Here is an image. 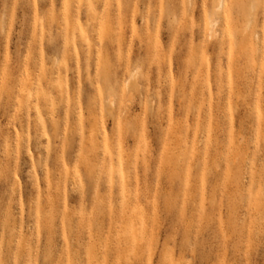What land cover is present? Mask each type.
<instances>
[{
	"label": "rangeland",
	"instance_id": "obj_1",
	"mask_svg": "<svg viewBox=\"0 0 264 264\" xmlns=\"http://www.w3.org/2000/svg\"><path fill=\"white\" fill-rule=\"evenodd\" d=\"M0 264H264V0H0Z\"/></svg>",
	"mask_w": 264,
	"mask_h": 264
}]
</instances>
